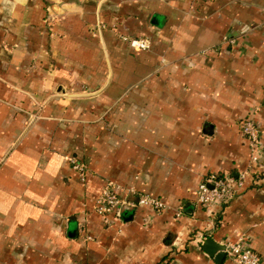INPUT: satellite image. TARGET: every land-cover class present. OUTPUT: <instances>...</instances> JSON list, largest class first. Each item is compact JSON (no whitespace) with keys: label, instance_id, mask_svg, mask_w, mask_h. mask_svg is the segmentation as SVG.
I'll return each mask as SVG.
<instances>
[{"label":"crops","instance_id":"0c3cea01","mask_svg":"<svg viewBox=\"0 0 264 264\" xmlns=\"http://www.w3.org/2000/svg\"><path fill=\"white\" fill-rule=\"evenodd\" d=\"M246 119L264 145V0H0V264H237L207 238L264 264ZM243 173L230 204L197 202L204 178ZM107 181L168 208L107 226Z\"/></svg>","mask_w":264,"mask_h":264},{"label":"built area","instance_id":"2783aa9c","mask_svg":"<svg viewBox=\"0 0 264 264\" xmlns=\"http://www.w3.org/2000/svg\"><path fill=\"white\" fill-rule=\"evenodd\" d=\"M210 1V0H201ZM105 25H99L96 30L105 29ZM128 41L130 47L136 51L149 49L150 41L147 38H124ZM241 134L248 143L250 151L251 167L261 166V160L264 157V145L261 140L262 131L260 126L251 119H246L240 123ZM73 169L80 173L85 180L86 167L76 158H71ZM246 174L239 177L232 175L211 176L204 178L198 185L196 191L197 202L207 211L216 207L230 204L234 201L245 185ZM126 190L112 181H107L102 188L96 200V212L103 216L104 224L111 226L121 219V214L126 207H148L155 213H161L168 208L163 201L145 193H140L136 201H129L124 196ZM132 193V192H130ZM264 224V215L262 217ZM225 254L237 264H260L259 255L251 249L243 238L234 243L225 245Z\"/></svg>","mask_w":264,"mask_h":264},{"label":"water","instance_id":"95a60500","mask_svg":"<svg viewBox=\"0 0 264 264\" xmlns=\"http://www.w3.org/2000/svg\"><path fill=\"white\" fill-rule=\"evenodd\" d=\"M202 250L206 252L210 257L215 258L218 262L223 259L225 254V245H220L212 238H207L202 243Z\"/></svg>","mask_w":264,"mask_h":264}]
</instances>
